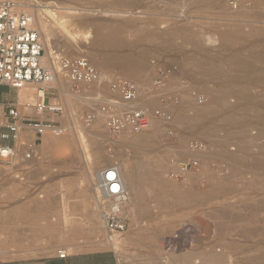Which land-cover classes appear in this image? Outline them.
I'll use <instances>...</instances> for the list:
<instances>
[{"label":"rangeland","instance_id":"rangeland-1","mask_svg":"<svg viewBox=\"0 0 264 264\" xmlns=\"http://www.w3.org/2000/svg\"><path fill=\"white\" fill-rule=\"evenodd\" d=\"M28 1L20 2L27 4ZM73 1L75 0L32 1L35 8L38 6V9H44L42 16L51 30V42L59 49L57 54L68 58H85L100 73L102 72V75L112 79L125 78L133 81L137 79L138 84L141 80L139 86H143L144 93L145 90L150 92L147 91L148 95L143 93L142 96L147 107H156L160 98L169 99L172 108L177 110L180 102L187 99V96L190 97L187 100L192 101L191 106L195 107L211 105L212 100L222 97V104L231 110V106L242 100L239 97L241 91L246 96L243 104H251L250 100H255L253 104H259L264 111V0H167L170 3L166 0H143L150 3L148 5H144L142 0H76V4ZM44 6L49 9H54L55 6L62 7L63 9L56 10L59 20L50 15ZM23 7L24 5L19 6L20 9H24ZM112 36L115 44L105 42ZM43 40L45 41L44 38ZM134 52L137 56L133 54ZM133 55L143 62V67L129 75L116 60ZM204 58L206 61L208 59L209 63L217 61L216 65H219L223 72L233 70L230 68L232 63L241 60L258 69L260 74L257 77H243L233 92L226 90L228 88L226 87L223 94L217 92L215 79L212 80L207 75L205 76L209 79L203 78L207 69L206 63L203 62ZM159 69H171L173 72L167 75L166 79L169 80L165 87L163 86L165 91L162 89V92L159 89L153 90L152 84ZM196 81H200L197 82L198 86ZM59 84L65 85L61 80ZM186 86L193 88L187 87V90ZM59 91L49 92L54 95H48L47 99L63 105L69 112L76 113V129L68 133L69 135L64 133L63 136H59L64 143L62 150L43 149L39 143L27 161L20 158L13 164L0 162V264L37 261L55 255L58 251L72 254L98 250L115 253L118 264H141L142 260L148 257L151 259H160L162 258L160 256L166 255L175 257L190 251L200 255L215 250L225 253L228 261L235 263L236 259L256 256L257 248L264 249V144L256 140L260 131L259 126L255 124L247 126L246 137L242 143H245L244 146L239 145L240 141L227 136L223 129L201 138L198 133L187 132V135L186 131L184 133L176 127H171L169 131L159 123L161 127H155L156 129L150 131L155 130L153 133L156 135V141L145 149H137L126 144L127 140L123 137L108 133L101 122L89 128L82 125V117L89 103L92 107L99 105L95 99L87 102L85 98L89 95L87 91L82 92L83 102L72 100L65 103L61 100ZM103 92L106 94L107 90ZM17 93L0 86V98L7 97V102H15L18 99ZM257 101L259 103H256ZM22 102L24 101L19 98V103ZM187 109L188 111L183 112L184 116H191L193 108ZM52 120L60 122L63 126L68 124L65 112L62 116L53 117ZM253 139L256 143L253 141L250 143ZM180 146L185 147L180 152L188 151V154L183 153L188 157L185 159L187 158L192 165L197 163L182 175L170 173L171 167L168 165L169 160L176 157L177 153L174 152ZM161 148L167 150L163 151ZM230 156L238 161L234 158L227 159ZM138 161L145 164L147 169L150 168L151 172L159 171V175L165 173L157 180L163 185H168L166 188L170 187L167 188L168 192L171 188L174 192L171 190L172 193L167 192L158 198V207L154 213L148 207L149 204H146L148 206L136 218L139 225L136 223L132 227L128 222L125 232L119 235L120 238L126 239L125 244L119 247V250L112 249L103 244L104 229L98 227L96 215L92 217L97 211L92 203L90 184L87 180H92L93 175L99 170L112 165L134 171L135 165L139 164ZM143 161H147L148 165ZM57 163H60V166ZM135 202L138 206V201ZM18 210L20 213L27 212L30 220L21 221L13 226L12 218ZM218 210L222 213L228 211L226 212L228 214H224L226 216L224 234L217 236L214 226L222 222L216 216L219 215ZM229 214L234 218L238 216L232 220L233 217L231 219ZM239 216L242 217L241 222L238 220L241 219ZM249 220L255 221L254 225L256 228L259 226L258 230H261V233L257 232L252 238L247 237L242 231ZM231 223H234L232 227L229 225ZM51 231L57 233L53 239L47 234ZM182 231L185 237L183 239H193L194 242L167 248L169 238ZM145 235L151 236L152 240L148 243H138L137 236L139 239ZM230 245H233V248L238 246V249H227ZM243 247H246L245 250Z\"/></svg>","mask_w":264,"mask_h":264},{"label":"built area","instance_id":"built-area-1","mask_svg":"<svg viewBox=\"0 0 264 264\" xmlns=\"http://www.w3.org/2000/svg\"><path fill=\"white\" fill-rule=\"evenodd\" d=\"M14 4L12 0L0 4V86L16 92L26 86H37L42 97L38 95L34 102L22 106L4 103L0 98V162L13 164L20 158L27 161L45 133L66 134L76 129L75 112L46 100L48 95H54L49 92L60 90V80L69 85L74 95L87 91V102L92 99L99 102L97 107L89 103L85 108L82 117L84 127L101 122L108 133L115 136H137L148 132L155 123L170 131L173 108L169 99L160 98L156 107H147L138 103L141 99L139 86L131 79L104 76L82 57L68 58L57 54L54 59H46L33 15L15 8ZM172 73L171 69H159L153 78V90H165L164 85L169 80L167 75ZM158 85L161 87L157 88ZM106 90L105 94L103 91ZM30 111L36 116L46 115L49 119L34 120L27 114ZM64 112L67 126L52 120ZM194 165L197 163L192 165L190 161L183 162L177 157L169 160L170 173L174 174L182 175ZM96 191L102 198L101 220L105 230L117 235L124 233L128 220L123 207L128 198L116 165L102 170ZM183 238V231L169 238L167 248L193 243V239ZM57 255L61 259L66 256L61 251Z\"/></svg>","mask_w":264,"mask_h":264},{"label":"bare ground","instance_id":"bare-ground-1","mask_svg":"<svg viewBox=\"0 0 264 264\" xmlns=\"http://www.w3.org/2000/svg\"><path fill=\"white\" fill-rule=\"evenodd\" d=\"M6 0H0V4L5 2ZM14 1V5H15V8L19 9V10H22L24 12H27L29 14H32L33 15V18H34V26L36 28V30L39 32L40 36H41V39H42V42H43V46H44V50H45V58L46 59H49V58H52L54 59L55 56L57 55V52L59 49H57V47L55 46V43L51 42V30L49 29V26L46 22V20L43 18L42 14L44 12V9L43 8H40L38 9L39 7L37 6L35 8V6L32 4V1L33 0H29L27 4H22V2H20L21 0H12ZM54 1V0H53ZM76 1V0H75ZM73 1V3H77ZM145 1V0H144ZM167 1V0H166ZM177 1V0H175ZM174 1V2H175ZM182 1V0H181ZM181 1H178V2H181ZM65 2V1H64ZM68 2V1H66ZM72 2V1H71ZM81 2V1H80ZM143 2V0H142ZM148 2V1H147ZM168 2V1H167ZM172 2V1H171ZM37 3V2H36ZM56 3V1H55ZM54 3V4H55ZM79 3V2H78ZM145 3L144 5H148L150 3H146V2H143ZM170 3V2H168ZM57 4V3H56ZM24 5V9H20L19 6H23ZM143 5V4H142ZM173 5V4H171ZM51 6V5H50ZM45 8L48 9V13L52 16L55 17L56 20H59L58 19V16H57V13H56V10H60L61 8H58L57 6H55L56 8L54 9H49L48 7L44 6ZM173 7V6H172ZM43 9V10H41ZM63 9V8H62ZM48 15V14H47ZM250 16V15H249ZM252 16V15H251ZM48 18V17H47ZM49 19V18H48ZM50 20V19H49ZM52 20V19H51ZM61 22V21H59ZM54 23V22H53ZM58 27V26H57ZM60 29V28H59ZM62 30V29H60ZM141 31V30H140ZM232 31V30H231ZM236 32V31H234ZM241 32V31H240ZM63 33V32H62ZM67 34V33H66ZM244 34V33H243ZM68 35V34H67ZM263 36V33L261 34ZM54 36V34L52 35ZM66 36V35H65ZM90 36V35H89ZM114 36V35H113ZM113 36L109 39H106L105 42H107L108 44H115L114 41H113ZM241 36V35H240ZM68 37V36H67ZM88 37V35H87ZM115 37V36H114ZM234 37V36H233ZM246 37V36H245ZM43 38L45 39V41L43 40ZM89 38V37H88ZM243 38V36H242ZM54 39V38H53ZM61 39V38H60ZM241 39V38H240ZM245 39V38H244ZM235 40V38H234ZM242 40V39H241ZM247 40H250V39H247ZM62 41V40H61ZM60 41V42H61ZM243 41V40H242ZM56 42V41H55ZM59 42V41H58ZM239 42V41H238ZM246 42V41H245ZM122 43V42H121ZM57 44V43H56ZM107 44V45H108ZM118 44V43H117ZM116 44V45H117ZM123 44V43H122ZM137 44V43H136ZM60 45V43H59ZM78 45V44H77ZM135 45V44H134ZM58 46V45H57ZM61 46V45H60ZM59 46V47H60ZM68 46V45H67ZM125 46V45H124ZM58 47V48H59ZM106 47V46H105ZM108 47V46H107ZM111 47V46H110ZM132 47V46H131ZM136 47V46H135ZM134 47V49H135ZM141 47V46H140ZM143 47V46H142ZM141 47V48H142ZM73 48V47H72ZM109 48V47H108ZM119 48V47H118ZM128 48V46L126 47ZM137 48V47H136ZM179 48V47H178ZM63 49V48H62ZM110 49V48H109ZM114 49V48H113ZM112 49V50H113ZM139 49V47H138ZM69 50V49H68ZM71 50V48H70ZM119 50V49H118ZM117 50V52H118ZM125 50V49H124ZM128 50V49H127ZM130 50H132L130 48ZM201 50V49H200ZM126 51V50H125ZM145 51V49H144ZM203 51V49H202ZM74 52V51H73ZM115 52V50L113 51ZM130 52V51H129ZM133 52V51H132ZM205 52V51H204ZM203 52V53H204ZM208 52V51H207ZM63 53V52H62ZM136 52H134L133 54H135ZM114 54V53H113ZM117 54V53H116ZM128 54V53H127ZM211 54V53H210ZM134 55L132 57H124V58H119L118 60H116V63L121 66V68L123 67V69L125 70V72H127V74L131 75L132 73H136L137 70H139V68L143 67V62L138 59L137 57H134ZM142 55V54H141ZM137 56V55H136ZM145 56V55H143ZM206 56V55H205ZM203 56V57H205ZM201 57V56H200ZM212 57V56H211ZM108 58H109V55H108ZM144 58V57H143ZM199 58V57H198ZM215 58V57H214ZM94 59V58H93ZM117 59V58H116ZM195 61H196V58H194ZM202 58H200L201 60ZM207 59V58H206ZM213 59V58H212ZM198 60V62L200 61ZM210 60V58H209ZM214 60V59H213ZM212 60V61H213ZM110 62V60H108ZM95 62V61H94ZM193 62V61H192ZM203 62H205L206 66H207V69L204 71L205 74H203L204 76L207 75L208 77H210L212 80L215 79L214 82H216V86H217V92H220V93H225L226 90H229V92H233L235 90V88H237V84L238 82L240 81V79H244V78H248L247 76H250V77H257V75L260 74V71L258 69H255L254 67L250 66L249 64L241 61V60H235L233 63H232V66H230V68L232 67L233 70H230L229 72H223L219 65H216L218 62L217 61H214L213 63H209L210 61H207L203 60ZM232 62V61H231ZM96 64V62H95ZM108 64V63H107ZM176 64V63H175ZM98 65V64H97ZM179 65V64H177ZM197 66V65H196ZM202 66V65H200ZM100 67V66H99ZM183 67V66H182ZM191 67V66H190ZM185 68V67H184ZM203 68V66H202ZM201 68V69H202ZM181 69V68H180ZM183 69V68H182ZM200 69V67L198 68ZM204 69V68H203ZM188 70V69H187ZM190 70V69H189ZM192 71V70H190ZM182 72V71H180ZM186 72V71H185ZM188 72V71H187ZM194 72V71H193ZM198 72V71H196ZM102 73V72H101ZM189 73V72H188ZM191 73L190 72V76H191ZM200 73V72H198ZM197 73V75H199ZM203 73V72H201ZM187 74V73H186ZM188 75V76H189ZM202 75V74H201ZM244 77V78H243ZM137 78V77H136ZM192 78V76H191ZM198 78V76H197ZM199 78H202V77H199ZM204 79L206 78L203 77ZM203 79V80H204ZM206 79H209V78H206ZM205 79V80H206ZM137 80V79H136ZM134 80L137 85L139 86L140 83L142 82L141 80L139 81L140 83L138 84V80L136 81ZM193 80V79H192ZM196 80V78H195ZM200 80V79H199ZM202 80V81H203ZM194 81V80H193ZM201 81V83H202ZM197 82L199 83L200 81H196V86H198ZM206 82V81H205ZM204 82V83H205ZM218 82V83H217ZM174 83V82H173ZM177 84V83H176ZM191 84V82H190ZM189 84V85H190ZM195 84V83H194ZM172 85H175V84H172ZM171 85V86H172ZM178 85V84H177ZM193 85V83H192ZM203 85V83H202ZM224 85V86H223ZM142 86V85H141ZM139 86V93H140V102L138 103H144L143 102V93H144V89L143 86L141 87ZM200 86V85H199ZM188 86H186L187 88ZM226 87H228L226 89ZM189 89L190 88H193V87H188ZM187 88V90H188ZM209 89V88H208ZM226 89V90H225ZM215 90V89H214ZM148 91V90H147ZM145 90V93H147L146 95H148V92ZM165 91V90H164ZM167 91V90H166ZM212 91V90H211ZM160 92V91H159ZM162 92V91H161ZM144 93V94H145ZM150 93V92H149ZM153 93V92H152ZM151 93V94H152ZM156 93V91L154 92ZM164 93V92H163ZM189 93V92H188ZM18 99L21 98L22 102L20 105H26L28 103H32L36 100L37 96L39 95L40 97H42V93H38V89H37V86H26L24 88H22L21 90L18 91ZM151 94L149 97H151ZM157 94V93H156ZM190 94V93H189ZM59 95H60V98L61 100L65 103L67 101H74V100H79L80 102H83V96L84 95H74L72 92H71V89L69 87V85H60V91H59ZM88 95V94H87ZM153 95V94H152ZM155 94H154V98H155ZM186 96V95H185ZM184 96V97H185ZM147 97V96H146ZM188 97V98H187ZM186 98L189 99L190 97L187 96ZM213 97V96H212ZM239 97L242 98V100L240 101V103L234 105V106H231L230 109H226L225 108V105L222 104V97L221 98H216V100H212L211 101V105L207 104L205 106H191V103L192 101L191 100H183L182 102H180L179 104V109L177 110H174L172 111V114H171V122L169 124V126L171 127H176V128H180L182 131H186V134L187 132H194V133H198L199 136L204 137V135H208L209 133H212L216 130H221L223 129L225 131V133L227 134V136L229 137H232L239 142V145H241L244 141V137H246V132H245V129L247 128V126L249 124H255L257 126H259L260 128V131L256 137V140L263 143L264 144V111H263V108L259 105V104H253L255 102V100H250L251 101V104H243V101L244 99H246V96L244 94H242V92L240 91L239 92ZM264 98V97H263ZM153 99V98H152ZM144 100H145V97H144ZM149 100V98H148ZM51 101H54V100H51ZM256 103H259L258 101ZM193 105V104H192ZM188 107H192L193 108V114L191 116H184L183 112H185L186 110L188 111ZM228 107V106H227ZM252 109H251V108ZM225 108V110H224ZM229 108V107H228ZM229 110V111H228ZM228 111V112H227ZM42 118H44L45 116H41V115H38ZM157 125V126H156ZM162 125V124H161ZM160 126L159 123H155L152 125L151 129L148 131V132H145L143 134H140V135H137V136H128V135H123L121 137H123L125 140H127V143L126 144H130L133 148H137V149H145L147 148L152 142L156 141V135L155 133L153 132H150L152 131L155 127H158ZM161 127V126H160ZM166 128V127H165ZM156 129V128H155ZM181 130L179 132H181ZM182 133V134H184ZM191 133V134H192ZM62 134H64L63 132H61L60 134H51V133H45V135L42 137V142H41V147L40 148H43V149H60L62 150L61 148L63 147L64 143H63V140L61 138H59V136H61ZM68 134V133H66ZM185 134V135H186ZM69 135V134H68ZM93 135V134H92ZM181 135V134H180ZM188 135V134H187ZM63 136V135H62ZM66 136V135H65ZM71 136V135H70ZM94 136V135H93ZM182 136V135H181ZM191 136V135H189ZM194 136V135H192ZM197 137V136H196ZM82 138V136H81ZM186 138V137H185ZM183 138V139H185ZM243 138V139H242ZM72 139V138H71ZM207 139V138H206ZM247 139V138H246ZM73 140V139H72ZM97 140V139H96ZM182 140V139H181ZM119 141V140H118ZM122 141V140H121ZM120 141V142H121ZM247 141V140H245ZM249 141V140H248ZM256 143L255 139L251 140L250 143ZM102 142V141H101ZM113 142V141H112ZM221 142V141H220ZM114 143V142H113ZM181 143V142H180ZM222 143V142H221ZM224 143V142H223ZM222 143V144H223ZM237 143V142H236ZM124 144V143H122ZM158 144V143H157ZM113 145V144H112ZM238 145V146H239ZM245 146V143L242 144ZM119 146V145H118ZM122 146V145H120ZM243 146V147H244ZM247 146V144H246ZM117 147V146H116ZM126 146H124L125 148ZM151 147V146H150ZM155 147V146H153ZM162 147V146H161ZM242 147V146H241ZM68 148V147H67ZM70 148H72V146H70ZM119 148V147H118ZM132 148V149H133ZM152 148V147H151ZM160 148V146H159ZM127 149V148H126ZM149 149V148H148ZM156 149V148H155ZM162 150L165 148H161ZM161 149H160V152H161ZM174 149V147H173ZM178 149V150H177ZM180 149V150H179ZM185 149L184 146H180L178 148H176L174 154H176V157H179V159H181L183 162L187 160V156H184L183 153L184 152H180L182 150ZM42 150V149H41ZM150 150V149H149ZM163 150V151H164ZM167 150V149H166ZM165 150V151H166ZM43 151V150H42ZM68 151V150H67ZM138 151V150H137ZM142 150H140V153H141ZM151 151V150H150ZM162 151V152H163ZM44 152V151H43ZM46 152V151H45ZM133 152V151H132ZM149 152V151H148ZM52 153V152H50ZM146 153V152H145ZM151 153V152H150ZM159 153V152H158ZM165 153V152H164ZM188 154V151L186 152ZM185 153V154H186ZM207 153V152H206ZM63 154V153H62ZM137 154V153H136ZM138 154H139V151H138ZM142 154V153H141ZM173 154V153H171ZM190 154V153H189ZM155 155V154H154ZM164 155V154H162ZM191 155V154H190ZM231 155V154H230ZM45 156V155H44ZM50 156V155H48ZM189 156V155H188ZM235 156V155H233ZM47 157V156H46ZM154 157V156H152ZM172 157V156H171ZM185 157H187L185 159ZM237 157V156H236ZM51 158V156H50ZM136 158V157H135ZM234 158V157H233ZM232 156H230V158L227 157V159H231L233 160ZM65 159V158H64ZM134 159V158H133ZM140 159V158H139ZM227 159H225L227 162ZM235 159V158H234ZM241 159V158H239ZM135 160V159H134ZM160 160V159H159ZM165 160V158L163 159ZM236 160V159H235ZM137 162V160H135ZM153 161V160H151ZM155 161V160H154ZM238 161V160H236ZM55 162V161H54ZM57 162V161H56ZM63 162V161H62ZM139 162V161H138ZM143 162H147V161H143ZM230 162V160H229ZM234 162V161H233ZM46 163V162H45ZM48 163H49V160H48ZM53 163V162H52ZM133 163V162H132ZM152 163V162H151ZM165 163V162H164ZM231 163V162H230ZM54 164V163H53ZM58 164V163H57ZM60 164V163H59ZM58 164V165H59ZM62 164V163H61ZM66 164V163H65ZM135 164V162H134ZM133 164V165H134ZM137 164V163H136ZM160 164V162H159ZM163 164V163H162ZM166 164H167V160H166ZM165 164V165H166ZM232 164V163H231ZM235 164V162H234ZM146 165H148V163H146ZM153 165V164H152ZM169 165V163H168ZM236 165V164H235ZM239 165V164H237ZM44 166V165H43ZM46 166V165H45ZM49 166H50V163H49ZM60 166V165H59ZM69 166V164H68ZM64 167V166H63ZM106 167V165L104 166ZM120 172V176H121V180H122V183H123V186H124V189L127 193V202L125 203L124 207H123V213L124 215L127 217V220L128 222L131 223L130 226L134 227V225H136V223L138 222L136 220V218L141 215L140 212H142V210H144V208H146L148 205L146 204H149V208H151L152 210V213L155 212V210H157V207H158V204H157V201H158V198L161 196V195H166L167 194V188H170V187H167L168 185H163L161 183L158 182V178L162 175H165L162 174V175H159V171H153L151 172L149 169H147L148 167L145 166V164H141L139 162V164L135 165L136 167V171L134 172L133 170H130V169H127V168H122V167H119V166H116ZM133 167V166H132ZM131 167V168H132ZM237 167V166H235ZM70 168V167H69ZM157 168V166H156ZM163 168V167H162ZM166 168V167H164ZM233 169V168H232ZM156 170V169H155ZM164 170V169H163ZM168 170V169H166ZM171 170V169H170ZM34 171V170H33ZM36 171V170H35ZM236 171V170H235ZM101 172L102 170H99L95 175H93V178L92 180L88 179V183L90 184V195L92 197V203H93V206L96 207V211H97V214H92V217H94V215H96V220H97V225L98 227H102L104 229V235H103V239H102V242L105 246L109 247V248H112V249H117L119 250L118 248L121 247L123 244H125L126 242V239H123V238H120V234L117 236V234H111L109 232H107L105 230V227H104V224L102 223V220H101V211H102V208H101V203H102V198H100V196L98 195L96 189H97V182L99 181L100 177H101ZM229 172V171H228ZM238 172V171H237ZM167 173V172H166ZM230 175V174H229ZM33 176V175H32ZM233 176V175H232ZM236 176V175H235ZM55 177V175H54ZM49 178V177H48ZM57 178V177H56ZM32 179V178H31ZM53 179V177H52ZM55 180V179H53ZM48 181V179H47ZM52 181V180H51ZM50 181V182H51ZM49 182V183H50ZM47 183V182H46ZM48 183V184H49ZM42 184V183H41ZM46 185V184H45ZM219 185V184H218ZM2 186V185H1ZM4 186V185H3ZM171 186V185H169ZM41 187V186H40ZM24 188V187H23ZM234 188V187H233ZM186 189V188H185ZM169 190V189H168ZM172 190V188H171ZM170 190V191H171ZM182 190V189H181ZM187 190V189H186ZM63 191V190H62ZM169 191V192H170ZM173 191V190H172ZM171 191V193H172ZM177 191V190H175ZM234 191V190H233ZM259 191V190H258ZM257 191V192H258ZM168 192V193H169ZM174 192V191H173ZM255 190H253V194H254ZM179 193V192H177ZM183 193V192H182ZM58 195V194H57ZM178 195V194H177ZM61 198H62V195H60ZM60 198V199H61ZM45 199H47V195H45ZM50 199V198H49ZM135 200L138 201V206H137V203L135 202ZM260 202V201H259ZM51 203V202H49ZM264 203V201H263ZM16 204V203H15ZM176 204V203H175ZM259 204V203H258ZM62 205V204H61ZM244 205V204H243ZM243 205H241L242 207H244ZM257 205V204H256ZM264 205V204H263ZM238 206V205H237ZM240 206V207H241ZM249 206V205H248ZM169 207V206H168ZM251 207V205H250ZM261 207V206H259ZM258 207V208H259ZM239 208V207H238ZM246 209V207H244ZM256 208V206L254 207ZM253 208V209H254ZM244 209V210H245ZM248 209V208H247ZM264 209V207H263ZM243 210V211H244ZM252 210V208H251ZM256 210V209H254ZM253 210V211H254ZM262 210V208H261ZM220 210H218L219 212ZM226 211V210H225ZM252 211V214L254 213ZM149 209H148V214H149ZM224 212V210H223ZM228 212V211H226ZM225 212V213H226ZM68 213V212H67ZM145 213V212H144ZM214 213V212H213ZM222 213V211L219 212V215H216L217 218H219L220 220H222V222L220 221V223H218L217 225H215V222L214 223V227L216 229V235H223V231L225 230V225L224 224L225 222V218H226V214L228 213ZM143 214V213H142ZM147 214V212H146ZM144 214V215H146ZM225 214V215H224ZM249 214V213H248ZM144 215H143V218H144ZM154 215V214H152ZM151 215V216H152ZM242 215V214H241ZM257 215V214H255ZM230 216V214H229ZM238 215H236L237 217ZM243 216V215H242ZM249 217V215H247ZM254 216V215H253ZM231 219L233 217L232 220H234V216H230ZM240 217V216H239ZM252 217V216H250ZM142 218V219H143ZM154 218V217H153ZM151 218V219H153ZM211 218V217H210ZM241 219L238 218V220L241 222L242 220V217H240ZM63 219V218H62ZM156 219V218H155ZM153 219V220H155ZM216 219V218H214ZM244 219V218H243ZM13 220V223L14 225L13 226H16L19 222L23 221V222H28L30 220V216L27 212H24V213H20V210L16 211L14 217L12 218ZM228 220V219H227ZM237 220V219H236ZM245 220H246V217H245ZM256 220V219H254ZM141 221V220H140ZM260 221V219H259ZM65 222V220H64ZM227 222V221H226ZM234 222V221H233ZM255 221H248L244 226H243V230L247 237L249 238H252L253 235H255L257 232H260L258 229L259 226H256L254 225ZM238 223V222H237ZM64 224V223H63ZM138 224V223H137ZM234 224V223H231L229 224L230 226ZM139 225V224H138ZM141 225V224H140ZM232 227V226H231ZM237 227V226H235ZM242 227V226H241ZM230 228V227H229ZM147 229V228H146ZM228 229V228H227ZM97 230V229H96ZM231 230V229H229ZM237 230V229H236ZM145 231V230H144ZM240 231V232H242ZM264 231V230H263ZM95 232V231H94ZM238 232V234L240 233ZM155 233V232H154ZM221 233V234H220ZM261 233V232H260ZM47 234H49V238L50 239H53L56 237L57 233L54 232V231H51V232H48ZM150 235V234H149ZM149 235H145V236H141V238L138 239V236H137V242L138 243H148L152 240V237ZM242 235V234H240ZM245 235V234H244ZM245 235V236H246ZM156 236V235H155ZM236 236V235H234ZM243 236V237H245ZM233 237V236H232ZM240 237V236H238ZM242 238V237H241ZM157 239V237H156ZM244 239V238H243ZM248 239V238H247ZM264 239V238H263ZM245 240H246V237H245ZM244 240V241H245ZM249 240V239H248ZM15 241V240H14ZM194 242V241H193ZM196 242V241H195ZM263 242V241H262ZM242 243V242H241ZM244 243V242H243ZM249 243V242H248ZM228 244V243H227ZM232 244V243H230ZM264 244V243H263ZM101 245V244H100ZM217 245V243H216ZM234 245V244H233ZM233 245H230V246H227V249H233V250H236L238 249V246L234 247L233 248ZM242 246V245H241ZM222 247V246H221ZM224 247V245H223ZM244 248V247H243ZM246 248V247H245ZM245 248L243 250H245ZM196 248H194V251H195ZM200 249V248H199ZM257 251V255L256 256H253V257H247V258H241V259H236L235 263L234 262H229L228 261V257L225 253L223 252H217L218 250H215V251H212V252H209V253H201L200 255H198L197 253H194L192 251L188 252V253H185L183 254L182 256H168L166 255V257H163V256H160L162 258L160 259H151V258H147V259H143L142 260V263L141 264H264V249H260V248H257L256 249ZM126 251V250H125ZM247 251V249H246ZM230 252V250H229ZM237 253V252H236ZM244 253V251H243ZM147 254V253H146ZM153 254V253H152ZM238 254V253H237ZM154 255V254H153ZM157 255V254H156ZM235 255V254H234ZM233 255V256H234ZM151 256V255H150ZM144 258V257H143ZM154 258V257H153ZM132 261V260H131ZM139 261V259H138ZM123 262V260H122ZM135 262V261H133ZM132 262V263H133ZM124 264V263H123Z\"/></svg>","mask_w":264,"mask_h":264},{"label":"crops","instance_id":"crops-1","mask_svg":"<svg viewBox=\"0 0 264 264\" xmlns=\"http://www.w3.org/2000/svg\"><path fill=\"white\" fill-rule=\"evenodd\" d=\"M7 97L2 98L1 100L4 103H13L17 106H20L19 99L15 102H7ZM47 99V98H46ZM47 101L51 102V99H47ZM29 117L38 121L48 120V116L44 118L40 116L34 115L32 111L27 113ZM42 116V115H41ZM31 139H34L31 135ZM9 264H118L117 257L115 253L109 250H98V251H89L82 253H72L66 254L64 258H60L57 253L55 255H51L41 260L32 261V262H23V263H9Z\"/></svg>","mask_w":264,"mask_h":264}]
</instances>
